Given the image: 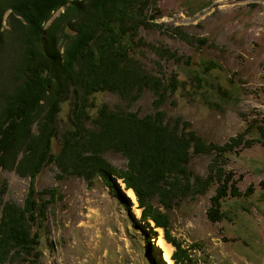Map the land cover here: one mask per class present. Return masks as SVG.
<instances>
[{
	"label": "rangeland",
	"instance_id": "1",
	"mask_svg": "<svg viewBox=\"0 0 264 264\" xmlns=\"http://www.w3.org/2000/svg\"><path fill=\"white\" fill-rule=\"evenodd\" d=\"M148 6L144 19L151 14L154 20L149 22L147 17L144 26L127 29L121 42L146 74L177 81L176 91L158 107L163 119L187 122L206 143L222 146L240 139L218 159L192 156L189 171L203 178L218 167L221 179L232 178L241 193L253 189L250 196L224 197L219 211L226 218L211 223L206 213L219 183L212 176L204 194L183 198L169 210L160 209L168 217L169 235L197 264H264V139L259 132L264 127V0H150ZM67 7L51 12L42 30L53 36L48 29L51 22L76 18L79 12ZM7 14L9 9L3 12L0 27H5ZM152 48L164 49L178 60L158 57ZM7 52L0 62V91L11 88L4 76L19 63L17 55ZM130 96L103 92L95 94L94 101L139 117L154 113L156 97L151 91L142 90L135 101ZM67 111L64 103L51 144L54 157L59 154L57 139L70 127ZM245 140L248 145L242 144ZM103 157L114 169H124L121 155L107 152ZM108 178L110 186L101 177L86 181L61 173L54 164L44 165L32 182L37 203H45L44 218L27 225L28 236L35 237L36 243L26 251L14 248L3 264H151V260L166 264L154 241L153 230L159 229L163 239L162 229L149 219L141 221L136 198L132 206L126 195L131 189L125 190L111 174ZM28 185V177L0 170V207L5 202L22 206ZM149 203L159 207L156 198ZM163 241L174 264L175 247Z\"/></svg>",
	"mask_w": 264,
	"mask_h": 264
},
{
	"label": "trees",
	"instance_id": "2",
	"mask_svg": "<svg viewBox=\"0 0 264 264\" xmlns=\"http://www.w3.org/2000/svg\"><path fill=\"white\" fill-rule=\"evenodd\" d=\"M149 2L0 0V22L3 12L9 9L5 27H0V62L7 49L19 57V63L4 76L11 88L0 91V170H12L17 176L29 178L22 206L1 204L0 264L14 248L26 251L36 243L35 237L28 236L27 225L43 220L46 209L45 203H37L39 198L33 194L32 182L47 164L86 181L101 177L108 186L109 174L121 180L124 189H131L135 195L141 221L151 220L154 227L162 229L163 239L175 247L171 256L174 264L197 263L170 237L169 220L161 208L169 210L183 198L204 194L214 178L219 183L206 213L213 223L226 218L219 211L224 197L252 194L251 187L243 193L238 191L229 176L221 179V168H214L212 175L203 178L189 171L187 165L192 156L212 155L218 159L239 145L240 139H231L222 146L206 143L187 122L163 119L164 113L158 107L167 94L176 91L177 81L174 77L146 74L121 42L127 29L144 26L147 17L149 22L154 20L151 14L144 19ZM64 5L72 6L79 14L76 18L65 17L64 23L59 19L51 22L48 29L53 37L42 27L50 13ZM151 50L158 57L178 60L164 49ZM144 89L156 99L152 102L154 113L143 117L94 101V95L103 92L119 98L131 95L130 100L135 101ZM64 103L68 105L66 118L70 127L57 139L60 148L54 157L51 144L56 140L58 115ZM259 132L264 139V127ZM107 152L121 155L124 169H114L103 157ZM152 198H156L160 208L149 203Z\"/></svg>",
	"mask_w": 264,
	"mask_h": 264
},
{
	"label": "bare ground",
	"instance_id": "3",
	"mask_svg": "<svg viewBox=\"0 0 264 264\" xmlns=\"http://www.w3.org/2000/svg\"><path fill=\"white\" fill-rule=\"evenodd\" d=\"M126 195L130 201V203L132 204V206H134L136 204V200H135V195L133 194V192H131V190H128L126 192ZM136 215V217L139 216V211H136L134 213ZM148 222V228H150V226H152V223L150 221H147ZM151 231V230H150ZM154 233L157 234V237H155V235L153 236V234L151 233V236L152 237H155V245L161 249V251L163 252V255H162V259L164 260V262L166 264H173L169 258L170 256V248L168 245L165 244V242L163 241L162 237H161V231L159 229H155L153 230Z\"/></svg>",
	"mask_w": 264,
	"mask_h": 264
},
{
	"label": "water",
	"instance_id": "4",
	"mask_svg": "<svg viewBox=\"0 0 264 264\" xmlns=\"http://www.w3.org/2000/svg\"><path fill=\"white\" fill-rule=\"evenodd\" d=\"M110 177V179L112 180V182L115 184V187L117 188V190H119L120 191V193H121V188H120V186L118 185V183H117V181L112 177V176H109ZM122 195H123V197H124V195L125 194H123V192H122ZM125 198V197H124ZM125 199H127V198H125Z\"/></svg>",
	"mask_w": 264,
	"mask_h": 264
}]
</instances>
